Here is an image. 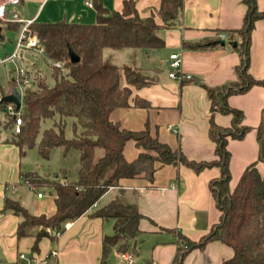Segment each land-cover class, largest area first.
Wrapping results in <instances>:
<instances>
[{"label":"trees","instance_id":"1","mask_svg":"<svg viewBox=\"0 0 264 264\" xmlns=\"http://www.w3.org/2000/svg\"><path fill=\"white\" fill-rule=\"evenodd\" d=\"M184 1L161 0L157 13L162 23L156 21L154 14L142 17L136 0H124L122 9L114 11L105 7L102 0H93L97 14L95 23L33 21L28 25V36L36 37L43 46L55 82L49 84L41 69L27 70L31 81L22 91L20 131L15 130L16 119L7 111L6 123L13 133L5 140L18 146L21 156L26 153L25 149L37 147L39 155L48 159L53 149L60 147L64 158L70 156L78 164L74 172L64 166L45 176L37 171H24L21 165L22 181L32 187H51L55 194L56 212L50 216L33 214L17 199L7 197L5 200L6 210L23 217L18 235L36 231L34 250L38 249L42 237L55 239V230L63 229L65 222L85 214L111 187H120L122 178L144 173L153 180L156 163L184 164L196 172L218 165L222 174L210 182V189L221 211L220 219L197 241L179 234L174 264H181L190 250L203 249L211 241H221L233 250L232 257L222 264H264V173L258 167L259 163H264V108L256 127L258 158L247 165L233 189L229 169L231 152L227 148L229 138L243 139L252 130L243 123V111L232 107L228 98L246 93L254 86H264V77L256 78L250 72L252 32L256 21L264 18V11L258 9L256 0H243L247 9L242 27L219 29L214 38L184 42L185 48L204 50L220 46L223 33L229 41H237L234 47L240 56L237 77L218 86L202 84L211 102L209 136L216 144L217 159L190 160L181 149H172L152 136L148 127L129 130L111 119L116 108L151 106L147 99L134 95L133 88L155 83L160 69L142 68L132 62L117 64L111 55H105V49H132L137 53L141 49L163 48L165 41L159 32L175 24ZM4 25L8 30H18L23 22L10 21ZM68 44L80 57L79 62H71ZM55 61H63L64 66H56ZM18 85V80H10L9 91L0 98L1 109L10 102L3 97L10 95ZM217 113L232 115L231 126L218 125ZM68 119L72 120L73 127L70 137L65 132ZM46 120H52V125L42 130V122ZM129 140L145 150L133 161L126 160L124 155ZM119 189V194L92 213L114 220L113 233L103 237L104 258L113 249L133 251L134 241L141 231L139 224L144 215L137 203Z\"/></svg>","mask_w":264,"mask_h":264},{"label":"crops","instance_id":"2","mask_svg":"<svg viewBox=\"0 0 264 264\" xmlns=\"http://www.w3.org/2000/svg\"><path fill=\"white\" fill-rule=\"evenodd\" d=\"M87 1L23 0L17 10L23 20L32 22L95 23L96 9ZM256 1L258 9L264 11V0ZM102 2L114 11L122 9L124 0ZM136 3L142 17L154 14L156 21L162 23L157 13L161 0H136ZM246 9L243 0H185L175 24L159 32L165 41L163 48L141 49L137 53L132 49L118 50L122 51L120 60L129 58L123 63L158 68L160 72L155 83L133 88L134 95L150 102L149 108H116L111 119L129 130L140 131L148 127L152 136L172 149H181L190 160L217 159L216 144L209 136L211 102L202 84L218 86L235 79L240 56L225 33V45L204 50L185 48L184 42L214 38L219 29L242 27ZM5 30L8 29L2 27L0 30L2 39H5ZM171 53L180 54L182 68L192 75L191 79L180 81L168 76V66L167 70L165 67ZM105 55L116 58L113 52ZM250 58L251 74L256 78L264 77V18L255 23ZM228 103L243 111L244 125L252 128L243 139L229 138L227 143L231 152L229 169L230 187L233 189L247 165L258 158L256 127L264 108V86H254L246 93L231 95ZM232 119L230 114L215 115L216 123L222 127L231 126ZM5 139L1 136L0 264H121L122 252L116 249L103 257V237L113 233L114 220L92 215L94 210L119 194V188L124 190L130 201L137 203L144 215L139 224L140 234L133 244L135 264H174L179 234L197 241L220 219L221 211L210 189V182L221 177L220 166L196 172L184 164L156 163L153 180L144 173L122 178L120 187H111L85 214L67 221L70 225L63 228L59 237H42L38 249L34 250L36 231L19 236L18 225L23 217L6 210L5 200L7 197L17 199L33 214L50 216L56 212L54 190L51 187L46 190L42 186L32 187L21 181L20 149ZM144 151L134 140H129L124 155L126 160L133 161ZM258 167L264 173V163H259ZM54 249L56 256L49 254ZM232 255L231 247L221 241H211L203 249L190 250L181 264H222Z\"/></svg>","mask_w":264,"mask_h":264},{"label":"rangeland","instance_id":"3","mask_svg":"<svg viewBox=\"0 0 264 264\" xmlns=\"http://www.w3.org/2000/svg\"><path fill=\"white\" fill-rule=\"evenodd\" d=\"M20 6H17L19 9ZM11 20L0 18V22L2 27L4 28V23L10 22ZM20 29L18 30H5L4 35L5 39H2L0 36V58H5L8 54L13 53L15 51L16 42L19 37ZM5 43V46L2 44ZM109 52H113L116 55V58L113 59L116 63L128 62L127 58L124 60H120V55L122 51L105 49V54ZM132 59V58H131ZM49 60L42 53L35 51L34 49L24 48L19 51L17 57L10 58L2 63H0V98L6 94L10 89V80L16 78L17 71L19 68H23L25 70L33 69L34 67L41 69L44 74L47 75V82L51 85L54 84L55 79L50 72V64ZM167 66L165 69L167 70ZM18 90L22 91L24 88L21 82H18ZM23 110V109H22ZM7 109L0 108V129L1 136L3 138H9L12 135V129L10 126H7ZM52 125V120H46L42 122L41 129L43 130L46 127ZM72 120H67V125L65 128L66 135L68 137L73 135L72 129ZM26 153L21 156V165L24 171H37L41 175L54 174V172L61 167L68 166L71 168V171L74 172L77 164L76 159L74 160L70 156L68 158H64L62 155V148L57 147L53 149L50 158L45 159L42 158L39 153L37 147L25 149ZM22 181V179H21ZM45 190L50 187L42 186ZM52 189V188H51Z\"/></svg>","mask_w":264,"mask_h":264},{"label":"built area","instance_id":"4","mask_svg":"<svg viewBox=\"0 0 264 264\" xmlns=\"http://www.w3.org/2000/svg\"><path fill=\"white\" fill-rule=\"evenodd\" d=\"M89 5H93L92 0L87 1ZM20 5V0H0V18L2 19H8L11 21H20L23 22V25L19 32V37L16 42L15 51L8 55L5 58H0V63L10 59L17 57L19 51H21L24 48L28 49H34L35 51L39 53H44V48L42 45L39 44L36 37H30L27 33V28L30 23H32V20H23L17 10V6ZM222 38H226L225 34H222ZM56 66L63 67L64 62L63 61H55L54 62ZM168 76L171 79L175 80H186L191 79L192 75L190 73H187L182 68V58L179 53H171L168 60ZM18 80V82H21L24 85H28L31 81V78L28 74V71L19 68L17 71V76L14 78ZM24 88V87H23ZM23 91V90H22ZM22 91L21 94H22ZM7 111L16 119L15 124V130L20 131V126L22 123V109H17V106L13 102H9L6 106ZM42 193H39V196H41ZM70 225V222H65L63 228L68 227ZM63 229L55 230L53 234L56 237H59L62 234ZM50 255L56 256L57 251L51 250ZM122 262L121 264H135V257L132 251H125L121 253Z\"/></svg>","mask_w":264,"mask_h":264},{"label":"water","instance_id":"5","mask_svg":"<svg viewBox=\"0 0 264 264\" xmlns=\"http://www.w3.org/2000/svg\"><path fill=\"white\" fill-rule=\"evenodd\" d=\"M0 30H1V28H0ZM229 43L233 47H235L237 45V41H230ZM220 44L225 45L226 40L221 39ZM68 53H69V57H70V60L72 63L79 62L80 57L76 54V52L73 50V48L69 44H68ZM3 99L15 103L17 108H20L22 106V94L17 89H15L10 95L3 97Z\"/></svg>","mask_w":264,"mask_h":264}]
</instances>
